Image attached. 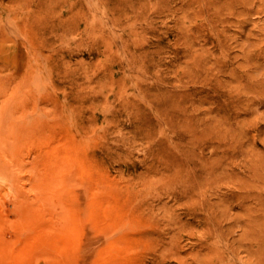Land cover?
Wrapping results in <instances>:
<instances>
[{"label": "rangeland", "instance_id": "1", "mask_svg": "<svg viewBox=\"0 0 264 264\" xmlns=\"http://www.w3.org/2000/svg\"><path fill=\"white\" fill-rule=\"evenodd\" d=\"M0 264H264V0H0Z\"/></svg>", "mask_w": 264, "mask_h": 264}]
</instances>
